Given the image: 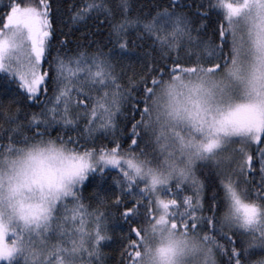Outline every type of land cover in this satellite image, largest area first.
I'll use <instances>...</instances> for the list:
<instances>
[{
  "label": "snow or ice",
  "instance_id": "snow-or-ice-1",
  "mask_svg": "<svg viewBox=\"0 0 264 264\" xmlns=\"http://www.w3.org/2000/svg\"><path fill=\"white\" fill-rule=\"evenodd\" d=\"M144 7L0 5V264H264V0Z\"/></svg>",
  "mask_w": 264,
  "mask_h": 264
},
{
  "label": "trees",
  "instance_id": "trees-1",
  "mask_svg": "<svg viewBox=\"0 0 264 264\" xmlns=\"http://www.w3.org/2000/svg\"><path fill=\"white\" fill-rule=\"evenodd\" d=\"M23 2H29V0H23ZM53 5V19L55 20L56 17V5L57 0H51ZM63 2L68 6V8H71V5L73 3H76L77 5L80 4V0H63ZM153 0H134V3L137 7H140L141 5L145 6L144 10L147 11L148 7L152 4ZM8 0H0V5L7 4ZM64 13V19L63 24L59 25L57 27V31H64L68 32L70 29L72 31V35L70 36V40L72 41V45L74 46L76 39L79 37L81 41H83L86 37H88V29H92L93 31L96 30L95 22L92 19H89L85 21L83 24L81 23H75L73 24L70 17L72 15V11H69L67 9L63 10ZM102 19V18H101ZM54 27L56 25L54 24ZM106 34V32H105ZM60 39H64L63 36L60 37ZM2 76V74H0ZM16 87L15 83L9 81L8 83H5L3 80H0V88H7V89H14ZM115 170H113L114 172ZM111 181V175L104 177L103 181H101L100 175L94 174L92 177L89 178V181L86 182L85 185V195H88V193L96 186L97 183H106ZM113 234V233H110ZM114 235V234H113ZM118 244V240L116 239L114 235L113 241H106L104 242L103 251L109 254V260L108 264H113V258H118L119 253L118 251H114L116 248V245Z\"/></svg>",
  "mask_w": 264,
  "mask_h": 264
},
{
  "label": "clouds",
  "instance_id": "clouds-1",
  "mask_svg": "<svg viewBox=\"0 0 264 264\" xmlns=\"http://www.w3.org/2000/svg\"><path fill=\"white\" fill-rule=\"evenodd\" d=\"M50 163H52V164H54V165H59V164H61V163H63V164H69L70 163V161H63V162H61V161H59V160H54V161H50Z\"/></svg>",
  "mask_w": 264,
  "mask_h": 264
}]
</instances>
